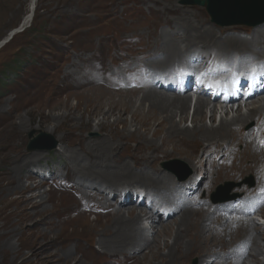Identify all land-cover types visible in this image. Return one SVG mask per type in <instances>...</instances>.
<instances>
[{"label": "rangeland", "instance_id": "rangeland-1", "mask_svg": "<svg viewBox=\"0 0 264 264\" xmlns=\"http://www.w3.org/2000/svg\"><path fill=\"white\" fill-rule=\"evenodd\" d=\"M181 1L0 0V146H7L6 150L0 149V178L6 171L7 166L2 159L5 152H8L7 154H10V156L19 151L37 155V158L32 156L28 164L22 166L20 172L15 173V178L22 177V185L26 188V191L11 194L9 197L14 201L7 208L0 205V226L10 223L11 228L6 231L12 230L8 236L9 241L6 246L5 240H3L6 237L0 238V264H130L132 262L130 259L132 252H120L108 240H113L116 237L114 227H111L112 233L104 237L103 244L100 245L98 242H100L101 237L92 235L89 232V230L98 231L104 227L106 215L103 211L106 207L103 199L91 197L85 194L86 188L84 186H77V173L70 166V150H78V146L75 144L72 146V143H74V140L77 141L79 137L85 144L108 138L105 131L100 132L97 129V125L107 118V121L111 123L115 117L107 114L108 108L106 105L102 104L100 110H95L87 107L84 101V98L98 93L94 87L97 83L103 84V88L112 90L114 93L125 90H139L146 81L155 82L158 76L170 74H164L163 72L155 74L147 71L146 68H138L137 66L144 59L145 53L148 52L151 46L160 45L159 43L162 41L161 32H169L172 36L170 29L177 28L178 34L182 35L185 31L179 26L182 23L195 25L199 22L202 28L213 27L216 31L224 27L212 21L205 7L186 6L182 5ZM173 9L176 13L172 12ZM179 11L185 17L177 25ZM222 17L220 19L222 24L233 20L225 14H222ZM26 18H29V20L24 25L23 21ZM111 21H113V24ZM132 28L137 29V31L135 33L130 32ZM229 28L231 30L223 34L222 37H236L246 42L261 37L264 32V24L257 27L235 25ZM146 31L150 33L155 31L154 37L147 38L144 34ZM182 41H178V48L180 49L186 47V43ZM215 47L221 50L218 46L215 45ZM233 51L235 50H228L227 52L232 54L229 53V57L226 58L230 59L233 56L236 58L237 55L234 53L237 51ZM212 52L218 54L215 50L203 52V55H207L208 62ZM245 53L248 54L246 55L248 57L253 54L249 60L261 61L264 59V45L260 48H248L244 50ZM157 54L161 53L158 52ZM197 54L198 52L194 54L195 56H191L193 58L191 63L194 67L202 59L195 58ZM244 54L238 57H243ZM147 55L150 56L152 53ZM132 60L137 62V67H134L135 70L127 68L129 64H132ZM182 62L186 65L185 68L191 71L194 70L186 60H182ZM241 62L244 64V60L236 63L238 65ZM119 63L123 64L120 65ZM180 65L178 64L174 68L170 67L168 71L172 72L175 68H180ZM74 66H77L78 69ZM111 81H113L112 83L115 82L117 88L121 91H115L116 87L109 83ZM192 90L188 92L190 97L193 94ZM136 97L139 98L140 93ZM252 101H255V99ZM191 104L194 105L192 102ZM213 104H215L218 111L212 123L216 127L226 113L221 112V110H225L224 105L214 103V101ZM239 104L242 105V112L249 106L245 107L244 104ZM65 105L73 108L74 111L65 108ZM226 107V117L230 119L234 116V112H230L229 105ZM192 112L191 108L189 111L190 116ZM20 121L24 124L23 130L19 128ZM86 122H89V125L84 127ZM10 123H12V126ZM205 123L207 125L211 124L208 119ZM255 123V121L251 124L248 123L245 127L255 130ZM257 123L261 128H264L263 119L262 122L257 121ZM70 125L73 127L72 133H70ZM185 126L190 128V122L188 121ZM41 135L49 138L47 145L54 142L55 147L50 150L31 148L38 145L35 140ZM262 141L260 139L259 143H263ZM218 143L221 144L220 141ZM201 148L202 146H199L197 150ZM236 149L237 154L242 152L240 145ZM116 152V150L112 151L111 154L115 156ZM126 153V151H123L122 156ZM78 154H81L79 150L77 151ZM212 155L215 156L216 153L210 152L196 157L198 159L194 162L196 172H193V167H189V164L178 155L175 158L160 162L162 170L170 176L172 175L178 181H190L186 184V192L193 193V196L184 193L185 195L182 196L179 203L183 207H187L190 199H196L198 202L193 206L194 209L207 207L210 211L213 209L216 211H222L221 209L239 210L245 207L240 206L239 202L235 200H240L243 196L242 200H250L257 184L256 178H253L256 176L247 174L239 182L220 181L210 188L205 182L200 181V176L196 175L201 173L198 169L200 168V161L204 158L211 161L210 157ZM215 159L213 162L216 163V166L230 165L231 163L230 160L222 163L219 158ZM125 161L132 163L129 158H125ZM172 162L178 163L172 164ZM173 168L179 169V172L175 173L172 170ZM211 177L214 176L211 175ZM220 187L223 191L218 193ZM188 189H191L192 192H189ZM98 190V193L100 192L103 197L110 201V207H108L110 209L121 203H129V199L132 197L138 201L139 198H136L135 193L131 191L140 190V192L143 191L150 195L144 188L128 181L111 189L101 188L100 190L98 188ZM233 196H237V198L229 200ZM150 198L148 203L151 206L149 204L145 206L144 201L146 199H144L137 207L152 212L155 211L152 208L163 202L160 198L153 197L152 194ZM187 201L188 204H186ZM228 205L230 206L228 207ZM164 207L166 208V206ZM217 207H220V209ZM174 215H176V212L169 214V216ZM248 216L253 220L256 227L260 228L256 236H260L262 233L264 235V207L262 212L254 211ZM163 217L162 215L158 217L156 222L150 220V217H143L140 224L142 231L136 239V243H139L138 246L143 245L142 239L144 237L159 238L160 228L166 222ZM149 222L154 225V228L149 229L151 225ZM177 223L178 221H175V223L169 225V229L174 231ZM88 224L92 226L88 227ZM35 239H38L37 242L41 247L35 245L34 250L32 243ZM172 240L173 236L166 238L169 244L172 243ZM46 246H49V248L42 250ZM240 248L242 249L241 246ZM216 252L222 253L223 251L217 248ZM220 253L212 257H206L203 261H198L199 259L196 257H188L184 263L220 264L226 263V259L231 258L229 254ZM71 259L76 260L71 261ZM257 259L259 262L264 263V253L259 254ZM243 261V264H253L247 258H244Z\"/></svg>", "mask_w": 264, "mask_h": 264}, {"label": "bare ground", "instance_id": "bare-ground-1", "mask_svg": "<svg viewBox=\"0 0 264 264\" xmlns=\"http://www.w3.org/2000/svg\"><path fill=\"white\" fill-rule=\"evenodd\" d=\"M172 12L176 13L174 9ZM177 16L179 20L176 21V24L179 25V21L183 20L185 15L180 14L179 11ZM181 16L183 17L181 18ZM28 20L29 18H26L23 24H27ZM179 26L185 30L182 35L178 34L177 28L170 29L172 36L169 32L159 33L162 38V41L159 43L160 45L156 47L151 46L148 52L145 53L142 61L137 64V62H133L132 60V64H129L127 68L134 69L137 64L138 68H146L151 73L158 74L163 72L167 74L171 73V71H168V68H174L178 64L186 67L182 60H186L189 65L191 64L193 69L197 67L205 68L208 57L207 55H203V52L215 50L218 54L229 57L228 54L231 52L228 53L227 51L234 49L237 51L234 54L242 56L244 50L251 47L260 48L264 45V32L261 37H256V39L246 42L236 37H222L223 34L231 30L229 28L231 26H224L221 29H217V31L213 27L202 28L199 22L195 25L182 23ZM136 31L137 29H130V32L135 33ZM144 34L147 38L150 36L154 37L155 31L151 33L146 31ZM180 40L186 43V47L183 49L178 48V41ZM215 45L221 50H218ZM158 52L161 54H157ZM196 52L198 54L195 58L202 59L194 67L191 63L193 59L191 56H195L194 54ZM148 53L154 55L148 56ZM246 55L248 54L245 53L241 57V59H244V64L253 54L251 57ZM227 61L232 63L231 60L227 59ZM100 67L102 66L100 65ZM89 71L91 72V70ZM112 82L109 83L116 87L115 91H121L117 88V84ZM135 83L138 85L136 80ZM103 86V84L97 83L94 87L98 93L84 98V101L87 107L94 108L95 110H100L102 104L106 105L108 108L107 114L115 117L111 123L107 121L108 118L99 124L97 123V129L100 132L105 131L108 138L100 139L95 143L89 142L85 144L79 137L77 141H73L72 146L74 144L78 146L81 154L77 155L78 150L76 149L70 150V166L77 173V186H84L86 188L85 191L83 190L85 194L103 199L106 207L103 211L105 212L104 215H106L104 227L98 231L93 229L92 231L89 230L92 235H99L101 237L100 242H98L99 245L103 244L104 237L110 235L112 233L111 227H114L116 237L113 240H108L120 252H132L130 258L132 262L130 264H185V259L188 257H196L199 259L198 261H203L206 257H212L220 253L216 252L217 248L223 251L220 254L231 255L229 260L226 259V263L220 264H243L244 258H247L253 264H264L257 259L259 254L264 253V235L262 233L260 236H256L260 228L256 227L253 220L248 216L254 211L262 212L264 207V128H261L257 123V121L262 122V119L264 120V97H261L262 95L256 96L241 103L245 107L249 105L245 108L244 112H242V105L236 103L239 100V96L231 101H225V110H221V112L227 114L226 106L229 105L230 112H234V116L228 119L225 114V117L220 119L219 125L215 127L212 123L218 111L216 110L215 104H213V100L205 98L202 95L196 96L197 99L194 105H192L191 97L187 91L174 94V88L164 87L162 82L155 83L154 81H146L144 86L140 87L139 90H125L119 93H114L112 90L103 88ZM139 93L140 97L138 98L136 95ZM253 99L255 101H252ZM234 106H236L235 109ZM65 108L74 111L68 105H65ZM191 108L193 112L190 116L189 111ZM207 119L211 124L207 125L205 123ZM188 121L190 122V128L185 126ZM254 121L256 122L254 126L255 130L245 127L248 123L251 124ZM20 122L19 128L23 130L22 127H24V124L22 121ZM89 122L84 123V127H87ZM10 125L12 126V123ZM72 128L70 125V133H72ZM260 139L261 141L263 140L261 144L259 143ZM219 141L221 142L220 145L218 143ZM239 145L242 147V152L237 154L236 147ZM199 146H202V148L197 150ZM0 149L6 150L7 146L2 145ZM115 150L117 154L114 156L111 152ZM123 151L127 152L124 156H122ZM210 152L216 153V155L210 157L211 161L205 158L201 160V158L199 163L200 168H198L201 173L200 175H196L200 176V181L205 182L210 188L220 181L231 180L233 182H239L247 174L256 176L253 178H256L257 184L255 185L253 194H251L250 200H238L239 205L245 207L239 210L221 209L222 211L218 210V212L215 209H213L214 211H210L207 207H201L197 210L194 209L193 206L198 202L196 199H190L187 207H183L179 203L181 202L182 196L184 197V193L189 194L186 192V184L190 181H178L172 175L170 176V174L162 170L160 162L165 159L175 158L178 155L189 164V167H193V172H196L197 169L194 166L195 160H198L196 157L200 154H208ZM7 153L5 152L2 156L7 166L6 171H4L0 178V205L5 208L14 201L9 197L11 194L24 193L26 191V188L22 185V177L18 176L15 178V173L20 172L22 166L27 165L32 156L37 158V155L27 152H15L12 156ZM77 157L80 159L78 160ZM125 158H129L132 163L125 161ZM215 158H219V161L222 163L226 160H230L229 162L231 163L230 165L216 166V163L213 162L216 160ZM211 175L214 177H211ZM127 181L135 183L140 188H144L153 197L160 198L163 201L160 204L161 206H166L169 211L176 212V215L168 216L164 223L165 225L160 228V231L158 230L159 238L150 239L144 237L141 247L138 246L139 243H136V239L142 231L140 224L143 217H150V220L152 219L155 222L158 217L147 209L138 208L136 202L134 203V197L129 200V203H121L117 207L114 206L110 209L108 208L110 207V201L106 197H103L100 192L98 193V188L100 190L101 188L111 189ZM188 191L192 192L191 189H188ZM192 194L190 193L188 196H193ZM186 204H188V201ZM217 208L220 209V207ZM240 218L242 219L238 220ZM175 221H178V223L175 230L173 229L174 231H172L169 229V225L175 223ZM87 226L91 227L92 225L88 224ZM10 228V223L2 227L0 226V232L3 231L0 233V238L6 237V239H3L5 240V246L9 241L8 236L12 231L6 230ZM152 228H154L153 224L150 225L149 229ZM170 236H173L171 244L166 241V238ZM37 240L35 239L32 243L34 250L35 245L37 247L40 246ZM47 248L49 246L44 247L42 250Z\"/></svg>", "mask_w": 264, "mask_h": 264}, {"label": "water", "instance_id": "water-1", "mask_svg": "<svg viewBox=\"0 0 264 264\" xmlns=\"http://www.w3.org/2000/svg\"><path fill=\"white\" fill-rule=\"evenodd\" d=\"M181 4L186 6L205 7L212 21L220 24V26L247 25L250 27H257L264 24V0H182ZM222 14H225L228 18H233V20L226 24H222L220 20L223 18ZM48 139L49 138L44 135L39 136L35 140V143L38 145H34L31 148L37 150L53 149L55 144L51 142L47 145ZM176 163L178 162H172V164ZM172 170H174L175 173L179 172V169L173 168ZM222 191L220 187L218 193Z\"/></svg>", "mask_w": 264, "mask_h": 264}, {"label": "snow or ice", "instance_id": "snow-or-ice-1", "mask_svg": "<svg viewBox=\"0 0 264 264\" xmlns=\"http://www.w3.org/2000/svg\"><path fill=\"white\" fill-rule=\"evenodd\" d=\"M262 74H264V73H262Z\"/></svg>", "mask_w": 264, "mask_h": 264}]
</instances>
